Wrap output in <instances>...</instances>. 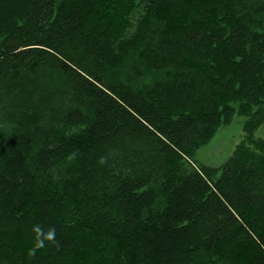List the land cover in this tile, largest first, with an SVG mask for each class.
<instances>
[{
    "label": "trees",
    "instance_id": "16d2710c",
    "mask_svg": "<svg viewBox=\"0 0 264 264\" xmlns=\"http://www.w3.org/2000/svg\"><path fill=\"white\" fill-rule=\"evenodd\" d=\"M263 124L264 0H0V264H264Z\"/></svg>",
    "mask_w": 264,
    "mask_h": 264
},
{
    "label": "rangeland",
    "instance_id": "374dc122",
    "mask_svg": "<svg viewBox=\"0 0 264 264\" xmlns=\"http://www.w3.org/2000/svg\"><path fill=\"white\" fill-rule=\"evenodd\" d=\"M233 107L236 111L231 122L222 126L213 139L197 151L195 160L200 165L212 168L222 167L233 155L238 145L245 141L244 126L249 117L238 113V105H233ZM255 138L264 139V124L255 133Z\"/></svg>",
    "mask_w": 264,
    "mask_h": 264
},
{
    "label": "clouds",
    "instance_id": "9594fccd",
    "mask_svg": "<svg viewBox=\"0 0 264 264\" xmlns=\"http://www.w3.org/2000/svg\"><path fill=\"white\" fill-rule=\"evenodd\" d=\"M37 231H38V229H37ZM54 235H55L54 232L53 233H50L49 236H48V238L49 239H52L54 237Z\"/></svg>",
    "mask_w": 264,
    "mask_h": 264
}]
</instances>
